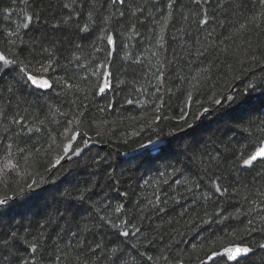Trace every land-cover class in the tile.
I'll list each match as a JSON object with an SVG mask.
<instances>
[{
    "label": "trees",
    "instance_id": "1",
    "mask_svg": "<svg viewBox=\"0 0 264 264\" xmlns=\"http://www.w3.org/2000/svg\"><path fill=\"white\" fill-rule=\"evenodd\" d=\"M234 3L0 0V51L15 61L0 62V200H8L0 241L27 238L16 257L32 264L35 243L36 264H237L207 260L239 245L252 249L239 264H264V161L243 166L264 142V28L248 24L257 0ZM25 73L51 87L25 83ZM105 77L111 87L101 93ZM249 84L250 110L215 103ZM167 140L164 152L121 156ZM84 141L107 148L68 161L75 151L65 147ZM213 182L228 192L215 193ZM83 229L99 255L66 246L77 242L72 231L84 239Z\"/></svg>",
    "mask_w": 264,
    "mask_h": 264
},
{
    "label": "snow or ice",
    "instance_id": "2",
    "mask_svg": "<svg viewBox=\"0 0 264 264\" xmlns=\"http://www.w3.org/2000/svg\"><path fill=\"white\" fill-rule=\"evenodd\" d=\"M25 3H28V0H24ZM111 2L113 4H120V5H125L126 4V0H111ZM205 2V0H194V3H196L197 5L201 4ZM207 3H211V0H207ZM234 7H243V3L242 0H235V3L233 5ZM65 7H67V5H65ZM254 7H258L260 8L259 14H253L250 19L248 20V24L252 25L253 27L256 28H264V0H257V4ZM121 16L124 15L123 12L120 13ZM208 13L204 12V16L207 17ZM25 19L27 20V23H24L22 25V27L24 29H29L30 24L33 22L34 17L31 15H27L25 17ZM209 19L205 18L202 20V23L204 25L209 24ZM67 23V22H65ZM248 24H241V29H247ZM54 27L59 28L60 25H55ZM89 28L87 26H85L82 31L83 32H89ZM239 31V30H237ZM8 35H12V33H8ZM107 40L110 44H115V41L113 40V38L111 36L107 37ZM40 48L42 51L44 52H50V48H44L43 43L40 44ZM197 54L198 56H204L205 52L204 51H200L199 49L197 50ZM47 59L49 61H51V55H49L47 57ZM0 62H2L3 66H11L15 63L14 60H9L5 55L0 54ZM189 63H191V61H189ZM53 67V64L50 62L47 65L41 63L38 71L41 73L47 72L49 71V69H51ZM101 68L104 67V65L100 66ZM0 71H3V67H0ZM109 76H111V72L108 73ZM25 83H31L34 86H37L39 88L45 89V88H49L51 87V85L49 84V81L47 79H38L37 76L35 75H29L27 73H25ZM111 87L110 81L107 79V77H105L104 79V83L102 84V86L99 87V91L101 93H104L105 89H108ZM256 88V85L254 84H249L248 89H246L244 92H242L240 95H230L225 97L224 101L221 100H216L215 103L218 105H221V107H223L224 103L226 101H231L233 105L238 106V108L241 111H248L250 110L254 100L253 97L251 95V91H254ZM9 92L13 91V89L9 88L8 89ZM128 103H132L131 100L128 101ZM205 112L208 111V109H204ZM0 115H2V110H0ZM13 124H18L21 126V129L24 131L25 134H29L33 131L32 128H28L27 125L24 122L23 118H16L13 117L12 119ZM189 128H192L193 125L192 124H188L187 125ZM36 131H40L39 129H36ZM77 136L79 135V133L76 134ZM85 145H87V141H84ZM9 148L11 147V145L8 146ZM167 145L166 144H162L159 147V150L161 152H164L167 149ZM21 151H24L23 149H21ZM69 151H75V153L78 155L80 151H82V149H75L73 150L72 148V144L69 143L65 149L64 152L65 154H67ZM215 159V157L213 158ZM258 159L260 161H264V146L259 147L258 149H256L252 154H250L246 159L243 160V166L245 168H250L253 166L254 162L258 161ZM57 163H59V160L57 161ZM205 171H207V169H205ZM219 179V178H217ZM212 187L214 188L215 193H218L220 196H224L227 192L228 189L223 187V185L221 183L218 182H213ZM92 189L91 187H88L85 189V191L90 192ZM261 195H264V192H261ZM81 199H83V194H81L80 196ZM205 199H210V197H205ZM5 203L4 200H0V205H3ZM261 211H264V208L261 209ZM101 219H103V217H101ZM249 223H251V221H249ZM114 227V225H112ZM83 231L85 232V238L81 239L78 236V233L76 231H72L70 233V235L72 237H76L77 238V242L75 244L72 243L71 240H69L67 242V247L72 248L73 250L76 249H80L83 250L84 252H95L97 255H99V249H100V244H96L95 248H91L89 247H85V243H86V236H87V232L91 231L90 229H83ZM137 231H139V229H137ZM124 236H128L129 233L128 232H124L123 233ZM23 242H27V238L25 237H21V236H17L15 233H12L11 236L9 238L3 239L2 241H0V258H2V256L6 255L9 257L10 260V264H29V259H25L23 257H16V252L14 251V249H16V244L17 243H23ZM260 248L264 249V244L259 245ZM30 251L31 255V261L32 264H36V255L39 251V246L35 243H32L28 249ZM252 252V249L249 247H236L234 249H228L226 252L227 257L230 260L236 261L237 264H239V259L241 257H246L248 256L249 253ZM13 257H16L15 259H13ZM149 259H152L151 257H149Z\"/></svg>",
    "mask_w": 264,
    "mask_h": 264
},
{
    "label": "water",
    "instance_id": "3",
    "mask_svg": "<svg viewBox=\"0 0 264 264\" xmlns=\"http://www.w3.org/2000/svg\"><path fill=\"white\" fill-rule=\"evenodd\" d=\"M110 46H111V48H112V50L114 49V45L113 44H110ZM0 54H1V52H0ZM165 143H167V142H165ZM165 143H163V144H165ZM92 145H94L93 143H91V144H87L86 145V147L82 150V151H80L79 152V154L78 155H80L87 147H89V146H92ZM160 145H162V144H158V145H152V146H142V147H140V148H138V152H143V151H145V150H149V149H158L159 147H160ZM263 146H264V144H263ZM138 152H136V153H138ZM76 153L74 154V155H72V156H70V157H68V161L69 160H72V159H74V158H76L77 156H78ZM259 160V159H258ZM5 201V203H6V199L4 200ZM4 203V204H5ZM3 204V205H4ZM0 206H2V205H0ZM236 247H242V246H231V247H227V248H224V249H222L219 253H217V254H214V255H212L211 257H209V259L207 260V262H210L211 260H213V259H215V258H218V257H225L230 263H235L236 261H233V260H230L228 257H227V255H226V252H227V250L228 249H234V248H236ZM250 255V253L248 254V256ZM247 257V256H246ZM246 257H241V258H238L239 259V261L240 260H242V259H244V258H246Z\"/></svg>",
    "mask_w": 264,
    "mask_h": 264
},
{
    "label": "bare ground",
    "instance_id": "4",
    "mask_svg": "<svg viewBox=\"0 0 264 264\" xmlns=\"http://www.w3.org/2000/svg\"><path fill=\"white\" fill-rule=\"evenodd\" d=\"M113 38V37H112ZM113 40H114V38H113ZM110 44V43H109ZM111 47V46H110ZM111 50H112V48H111ZM1 52V51H0ZM112 53H114V49L112 50ZM2 54V53H1ZM208 112H204L203 113V116H205L206 114H207ZM190 129H192V128H189L188 130H187V132H189L190 131ZM165 142H167L168 143V140L167 141H162V142H159V143H154V144H146V145H143V146H152V145H158V144H163V143H165ZM91 143H93L94 145H92V146H97V147H100V148H102V149H106L107 147L106 146H104V145H99V143H96V142H89L88 143V145L89 144H91ZM167 143H165V144H167ZM263 144H264V142L262 143V145H261V147L263 146ZM86 146H84L83 148H81L82 150L85 148ZM89 147H91V146H89ZM89 147H87V148H89ZM142 147V146H141ZM87 148L80 154V155H82L86 150H87ZM140 148V147H139ZM159 149V148H158ZM150 151H156L157 149L155 148V149H149ZM136 152H138V149H135V150H133V151H130V152H126V153H123L121 156L123 157V158H129V157H132V156H136V155H138V154H140L141 152H138V153H136ZM80 155H78L76 158H78ZM76 158H74V159H76ZM73 160V159H72ZM259 161V160H258ZM257 162V161H256ZM256 162H254V163H256ZM4 200V199H3ZM7 201L8 200H6V203L4 204V205H2V206H0V207H3V206H5L6 204H7ZM235 246H239V245H235ZM229 247H231V246H229ZM242 247H245V246H242ZM227 248V247H226ZM219 253V252H218ZM252 253V252H251ZM250 253V254H251ZM229 262V261H228ZM208 263V262H207Z\"/></svg>",
    "mask_w": 264,
    "mask_h": 264
},
{
    "label": "rangeland",
    "instance_id": "5",
    "mask_svg": "<svg viewBox=\"0 0 264 264\" xmlns=\"http://www.w3.org/2000/svg\"><path fill=\"white\" fill-rule=\"evenodd\" d=\"M69 152H70V151H69ZM69 152H68V153H69ZM68 153H67L66 155H68Z\"/></svg>",
    "mask_w": 264,
    "mask_h": 264
}]
</instances>
